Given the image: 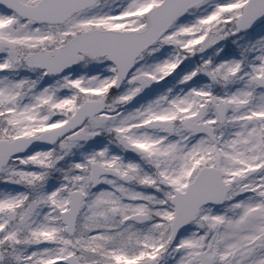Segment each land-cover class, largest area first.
Masks as SVG:
<instances>
[{"label":"snow or ice","instance_id":"snow-or-ice-1","mask_svg":"<svg viewBox=\"0 0 264 264\" xmlns=\"http://www.w3.org/2000/svg\"><path fill=\"white\" fill-rule=\"evenodd\" d=\"M0 264H264V0H0Z\"/></svg>","mask_w":264,"mask_h":264}]
</instances>
